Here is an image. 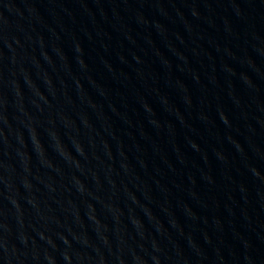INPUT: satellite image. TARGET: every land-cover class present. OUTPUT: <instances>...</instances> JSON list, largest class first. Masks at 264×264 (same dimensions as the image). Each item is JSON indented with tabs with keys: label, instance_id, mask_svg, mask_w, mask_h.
Listing matches in <instances>:
<instances>
[{
	"label": "water",
	"instance_id": "obj_1",
	"mask_svg": "<svg viewBox=\"0 0 264 264\" xmlns=\"http://www.w3.org/2000/svg\"><path fill=\"white\" fill-rule=\"evenodd\" d=\"M0 264H264V0H0Z\"/></svg>",
	"mask_w": 264,
	"mask_h": 264
}]
</instances>
